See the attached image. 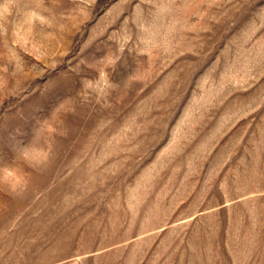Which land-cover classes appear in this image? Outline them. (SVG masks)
I'll return each mask as SVG.
<instances>
[{
    "label": "rangeland",
    "instance_id": "374dc122",
    "mask_svg": "<svg viewBox=\"0 0 264 264\" xmlns=\"http://www.w3.org/2000/svg\"><path fill=\"white\" fill-rule=\"evenodd\" d=\"M0 264H264V0H0Z\"/></svg>",
    "mask_w": 264,
    "mask_h": 264
}]
</instances>
